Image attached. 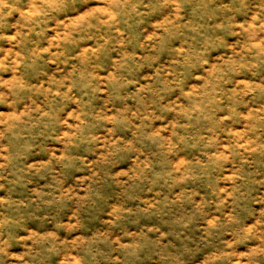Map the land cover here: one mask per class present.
Segmentation results:
<instances>
[{"label": "rangeland", "instance_id": "rangeland-1", "mask_svg": "<svg viewBox=\"0 0 264 264\" xmlns=\"http://www.w3.org/2000/svg\"><path fill=\"white\" fill-rule=\"evenodd\" d=\"M0 264H264V0H0Z\"/></svg>", "mask_w": 264, "mask_h": 264}]
</instances>
